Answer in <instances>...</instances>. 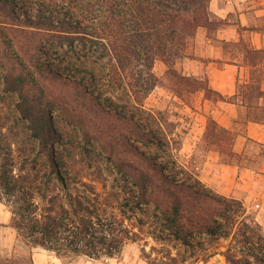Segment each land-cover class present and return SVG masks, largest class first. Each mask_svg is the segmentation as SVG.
I'll return each mask as SVG.
<instances>
[{
  "label": "rangeland",
  "instance_id": "rangeland-1",
  "mask_svg": "<svg viewBox=\"0 0 264 264\" xmlns=\"http://www.w3.org/2000/svg\"><path fill=\"white\" fill-rule=\"evenodd\" d=\"M88 1L0 0V141L10 148L0 160H13L14 173L29 176L40 211L64 204L84 215V206L116 214L137 234L127 243L151 264H229L223 254L232 238L227 206L178 185L211 191L198 182L200 153L185 138L190 111L174 98L189 97L184 90L191 83L173 75L171 61L161 57L151 70L135 59L119 67L107 49L109 39L89 35L97 25L82 13ZM20 76L23 82L11 83ZM80 80L90 93L75 82ZM41 109L55 127L53 155L67 186L50 170L48 153L33 134L32 116ZM142 175L153 183L146 185L149 201L138 206L131 201L141 194ZM174 196L187 202V226L201 215L220 220L227 232L210 235L197 228L186 241L177 238L165 226ZM6 217L10 222V205L0 200V218ZM6 226L0 222V257L27 260L30 245Z\"/></svg>",
  "mask_w": 264,
  "mask_h": 264
},
{
  "label": "trees",
  "instance_id": "trees-1",
  "mask_svg": "<svg viewBox=\"0 0 264 264\" xmlns=\"http://www.w3.org/2000/svg\"><path fill=\"white\" fill-rule=\"evenodd\" d=\"M8 1L12 5L15 3L14 0ZM208 3L209 0H89L85 3L82 13L85 14V20L89 21L91 18L97 25L95 31L89 33L90 36L109 39L110 43H107L109 48H106L115 55L119 67L121 65L125 67L135 59L151 70V64L156 57L164 58L166 62L171 61L172 64L198 27L218 25L222 22L221 19L211 17ZM50 24L53 26L52 22ZM68 41L73 42L72 39ZM245 52V61L252 67L259 63L257 70L264 75V50L245 46ZM47 69L51 70V65H48ZM52 71L57 73L56 69ZM171 71L176 77L191 83V91L200 86L193 78L183 76L173 68ZM20 82H23L21 76L11 81L13 84ZM75 82L90 93L81 80ZM240 90L244 91L242 87H239ZM42 109L37 115L32 116L33 134L39 138L42 148L48 153L50 170L64 186H67L66 178L60 170V163L53 155L51 141L56 135V130L51 117ZM210 124L213 123L209 122V126ZM3 139L1 137V140ZM9 153L10 148L0 141V155L6 158ZM153 165L158 170L160 168L159 172L163 173L160 164L153 162ZM148 183H153L152 178L142 175L141 181L138 182L141 194L136 200H132V203L139 206L142 202L149 201L146 193ZM178 185L188 190L190 188L200 200L212 199L227 206L228 212L225 211L224 214L229 218L232 230L228 232L232 233V238L223 254L229 264H264L262 227L254 219L247 218L245 212L242 217H238L239 212L245 210L240 200L219 195L212 190L195 188L192 183L184 181ZM0 200H5L10 205V225L15 228L21 241L32 247L41 246L53 250L58 255L72 253L92 258L114 257L122 252L129 240L138 238L136 232L129 229L114 213L103 215L84 206L81 207L82 211L87 213L84 215L76 206L71 211L64 204L57 207L51 205L40 211L34 198L33 182L27 175L14 173L13 160H0ZM186 205L183 197L174 196L170 211L165 215V226L177 238L186 241L197 228L210 235L220 231L227 232L220 220L214 218L208 222L201 215L194 216L191 222L193 228L187 226L183 221ZM0 264L32 262L31 257L27 260L0 257Z\"/></svg>",
  "mask_w": 264,
  "mask_h": 264
},
{
  "label": "crops",
  "instance_id": "crops-1",
  "mask_svg": "<svg viewBox=\"0 0 264 264\" xmlns=\"http://www.w3.org/2000/svg\"><path fill=\"white\" fill-rule=\"evenodd\" d=\"M208 8L222 22L198 27L171 64L200 86L185 89L189 97L174 98L190 111L185 138L199 150V180L219 195L240 200L245 215L251 214L264 233V75L259 63L252 67L245 61V46L264 50V0H209ZM0 222L16 232L8 217ZM30 247L32 264H151L134 243L105 258L66 259Z\"/></svg>",
  "mask_w": 264,
  "mask_h": 264
}]
</instances>
